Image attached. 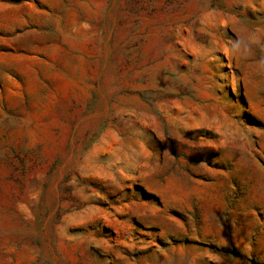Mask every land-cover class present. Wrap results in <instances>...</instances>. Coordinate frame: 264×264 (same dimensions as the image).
Instances as JSON below:
<instances>
[{"label":"rangeland","instance_id":"1","mask_svg":"<svg viewBox=\"0 0 264 264\" xmlns=\"http://www.w3.org/2000/svg\"><path fill=\"white\" fill-rule=\"evenodd\" d=\"M0 264H264V0H0Z\"/></svg>","mask_w":264,"mask_h":264}]
</instances>
